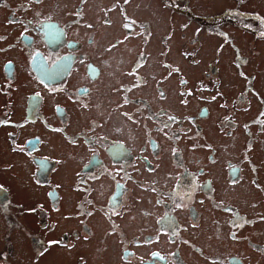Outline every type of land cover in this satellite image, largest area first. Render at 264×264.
I'll list each match as a JSON object with an SVG mask.
<instances>
[{
  "label": "flooded vegetation",
  "instance_id": "obj_1",
  "mask_svg": "<svg viewBox=\"0 0 264 264\" xmlns=\"http://www.w3.org/2000/svg\"><path fill=\"white\" fill-rule=\"evenodd\" d=\"M127 1L0 0V264H264V16Z\"/></svg>",
  "mask_w": 264,
  "mask_h": 264
},
{
  "label": "rangeland",
  "instance_id": "obj_2",
  "mask_svg": "<svg viewBox=\"0 0 264 264\" xmlns=\"http://www.w3.org/2000/svg\"><path fill=\"white\" fill-rule=\"evenodd\" d=\"M189 3L191 5V7L193 8V10L197 13H199L202 16H206V17H217L219 15V13H221L223 10L229 8V9H236L238 8L237 3L234 0H189ZM127 4L130 8V11L135 10L136 9V4L137 5H143L145 7H148L145 3L141 2V1H133L132 3H129V1H127ZM149 8V7H148ZM151 11L147 12L145 15H147L149 18H151L152 22H159L160 17H163L164 19H167L170 15V13L162 10V8L160 9H155V6L152 5V7L150 8ZM242 10L249 12V13H260L262 16H264V0H250L248 1L243 7ZM161 11L163 13V15H158L157 16V12ZM140 19L144 20V16H138ZM176 18H179L178 16L175 15ZM222 26V30L224 32H228L230 34V36L232 37H236L238 40H240V45L243 46L242 50L244 51L245 55H251V56H257V55H264V47L261 46L260 44H257L256 41H258L257 39L254 38V34L247 35L244 33H241L233 28H228L225 24L221 25ZM191 28H196L195 24H192V26H190ZM174 28V38H176L178 41L183 42V44H186L188 47L187 48H191V39H193L194 37L196 38L197 35L190 34L188 32V34L185 32H183V28L180 27V25L178 27L173 26ZM177 30V32H176ZM164 31H160V29H158V32L155 33V38L161 39L162 36L166 33H163ZM173 33V32H172ZM185 35L186 39H183V36ZM180 38H182V40H180ZM200 40H202L203 42H212L211 39H209L208 37H206L205 33H201L198 37ZM237 42V41H236ZM239 43V42H237ZM159 44V43H158ZM230 44V43H228ZM220 45V42H219ZM186 48V49H187ZM228 48V47H227ZM227 48H223L222 52L219 54L216 53L212 54L211 57H213V60H215L214 58L218 57L219 55H224L226 60H229V54L227 52ZM185 49V48H184ZM174 50V48L172 49V51ZM156 53L158 54L157 50ZM194 54H196V52H194ZM199 54V53H198ZM159 55V54H158ZM207 58H209L208 60H210V56H207ZM225 60V61H226ZM228 61H226L227 63ZM226 70V73L229 72V68L228 65L226 64V66L224 67ZM194 79H197V77H193Z\"/></svg>",
  "mask_w": 264,
  "mask_h": 264
}]
</instances>
